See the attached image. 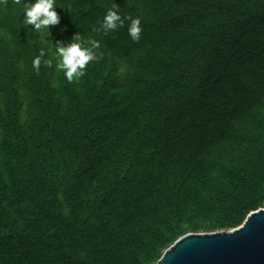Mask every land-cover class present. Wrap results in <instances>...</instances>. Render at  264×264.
<instances>
[{
    "label": "trees",
    "instance_id": "obj_1",
    "mask_svg": "<svg viewBox=\"0 0 264 264\" xmlns=\"http://www.w3.org/2000/svg\"><path fill=\"white\" fill-rule=\"evenodd\" d=\"M55 6L123 64L99 94H67L62 34L39 71L0 40V100L17 113L0 118V264H147L195 224L239 223L264 177V0ZM109 9L125 23L105 33Z\"/></svg>",
    "mask_w": 264,
    "mask_h": 264
},
{
    "label": "rangeland",
    "instance_id": "obj_2",
    "mask_svg": "<svg viewBox=\"0 0 264 264\" xmlns=\"http://www.w3.org/2000/svg\"><path fill=\"white\" fill-rule=\"evenodd\" d=\"M34 2V0H20L17 3V0H0V40H15L17 39L18 44L23 48L26 56H29V62L32 65L34 59L40 57L41 49L46 51V55H52L53 51L48 46L49 41L52 37H57L60 33L68 42L74 41L76 36L81 38V42L85 44V46H90L89 41H93L90 36L86 34H82L78 31H73L69 29H62L59 24L50 25V33H45L41 35L36 33L33 25H25V5ZM63 44L65 42L63 41ZM96 52H99L97 58L93 61H90L85 69V75L81 77L79 80H73L69 82L66 79L64 72L59 69L60 79L66 87L67 94H99V88L102 82L105 80L106 76L111 72L112 69L117 68L118 66L123 64V60L116 56L108 54L104 50H99L96 48ZM45 55V56H46ZM56 56V57H55ZM54 57L57 58L58 54L56 51L54 52ZM41 65L40 69L43 67V57H40ZM33 81L35 84L41 86L43 79V75L41 72H37L34 75ZM77 81H79L77 83ZM16 94V93H15ZM14 108L12 107V101H8L7 103L2 102L0 100V118L4 120L15 119ZM17 114V113H16ZM13 118H11L10 116ZM264 118V114H263ZM192 181L189 183V185ZM256 185L260 187V194L254 197L251 201V207L240 216V221L237 224H224V225H214L210 223H202L195 224L198 229H195L193 232L189 233H214V232H225L231 231L238 227H240L250 213L255 212L264 207V177L260 181H255ZM195 182L192 183L191 187H193ZM188 234V233H187ZM180 238V237H179ZM163 247V249H159L156 251L155 259L152 262L147 264H157L159 259L163 256L164 252L172 245ZM163 246V245H162ZM165 248V249H164Z\"/></svg>",
    "mask_w": 264,
    "mask_h": 264
},
{
    "label": "water",
    "instance_id": "obj_3",
    "mask_svg": "<svg viewBox=\"0 0 264 264\" xmlns=\"http://www.w3.org/2000/svg\"><path fill=\"white\" fill-rule=\"evenodd\" d=\"M157 264H264V207L234 230L181 236Z\"/></svg>",
    "mask_w": 264,
    "mask_h": 264
},
{
    "label": "clouds",
    "instance_id": "obj_4",
    "mask_svg": "<svg viewBox=\"0 0 264 264\" xmlns=\"http://www.w3.org/2000/svg\"><path fill=\"white\" fill-rule=\"evenodd\" d=\"M20 0H17L19 3ZM56 0H34L25 5V25H33L36 33L44 35L50 33V25L59 23L60 17L56 11ZM126 19L130 20L128 32L133 41H139L142 33V22L139 17ZM125 23V18H122L117 10L109 9L101 24V28L105 33L114 31L118 27H122ZM90 46H85L81 42V38L76 36L74 41L67 44L56 46V54H58V64L64 72L66 79L72 82L74 79L79 80L85 75V69L90 61L96 59L95 49L98 48L99 42L89 41ZM46 51L41 49L40 57H44ZM37 57L33 61V67L39 71L41 59ZM46 65L51 66L52 60H45Z\"/></svg>",
    "mask_w": 264,
    "mask_h": 264
}]
</instances>
